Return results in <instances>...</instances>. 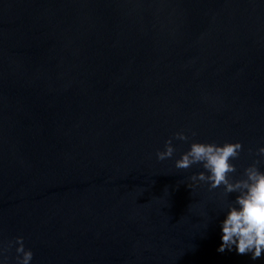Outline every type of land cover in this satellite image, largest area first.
I'll list each match as a JSON object with an SVG mask.
<instances>
[{
  "label": "water",
  "instance_id": "obj_1",
  "mask_svg": "<svg viewBox=\"0 0 264 264\" xmlns=\"http://www.w3.org/2000/svg\"><path fill=\"white\" fill-rule=\"evenodd\" d=\"M193 142L264 171V0H0L6 264H264L218 251L237 194L188 187Z\"/></svg>",
  "mask_w": 264,
  "mask_h": 264
},
{
  "label": "clouds",
  "instance_id": "obj_2",
  "mask_svg": "<svg viewBox=\"0 0 264 264\" xmlns=\"http://www.w3.org/2000/svg\"><path fill=\"white\" fill-rule=\"evenodd\" d=\"M195 135V133H193ZM175 139L187 141L189 139L183 132L175 134ZM242 151L240 142H225L222 146L215 143L193 142L190 150L183 153L175 161L177 169H189L193 165H201L204 171L193 174L188 185L194 188L197 184L207 183L209 190L223 186L226 194L236 193V198L229 206L225 219L222 221V243L218 251L232 250L233 246L238 254H251V259L257 260L264 255V171L259 165L261 160H255L246 167L243 178L233 179L230 174L237 171L231 163L237 159ZM251 151V150H249ZM175 152L172 139L165 141L163 151H157L156 157L163 161L171 158ZM258 156L264 157V147L258 149ZM13 242H9L11 248ZM15 249L18 264H30L33 258L32 251L26 250L22 237H17ZM7 249L0 244V264H6Z\"/></svg>",
  "mask_w": 264,
  "mask_h": 264
}]
</instances>
